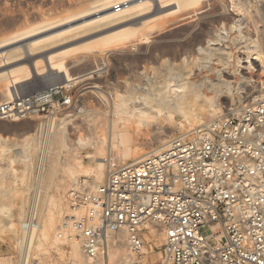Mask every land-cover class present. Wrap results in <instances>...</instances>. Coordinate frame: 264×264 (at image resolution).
<instances>
[{
	"label": "rangeland",
	"instance_id": "rangeland-1",
	"mask_svg": "<svg viewBox=\"0 0 264 264\" xmlns=\"http://www.w3.org/2000/svg\"><path fill=\"white\" fill-rule=\"evenodd\" d=\"M202 3L200 12L193 11ZM137 16H144L140 24L117 43L98 51L94 47L85 48L97 36L90 32ZM232 24L237 26L234 35L228 33ZM48 25L54 29L40 37L79 25L85 27L82 30L85 36L75 40L77 43L72 41L57 47L72 45L73 48L69 53L66 50L58 54L49 66L43 59L39 72H29L19 83L11 77L0 80V101L10 99L17 91L27 94L51 84L65 85L71 95L66 107L21 121H0V264H127L123 234L108 249L107 257L93 262L81 253V260L74 258L71 237L76 232L63 228L66 216L74 214L66 198L73 179L58 186L60 178L70 169L93 168L95 158L100 156L109 162L104 166V178L108 167L134 160L122 158L125 150L137 148L146 153L161 146L160 150L171 138L181 136L184 131L178 125L188 126L200 108H215L216 113L208 122L264 98V66L254 58L245 62V55L236 52L243 67L244 79L240 83L218 85L211 93L191 88L185 103L160 104L161 109L151 113L148 120L141 119L139 136L133 129H125L121 121H117L115 131L111 132L103 125L106 113L111 111L105 103H119V95L154 96L153 89L142 92L136 85L139 81H149L154 88L156 84L143 75L150 71H179L184 65L179 58L173 61V55L190 52L197 55V48L205 47L208 41L236 40L248 47V51L259 52L264 45V0H0V64L8 67L10 58L16 57L14 54L24 57L22 63L39 59L41 51L28 58L26 48L32 40L28 34ZM106 32V29L102 31ZM175 77L176 81L182 79ZM225 78L232 80L230 75ZM75 124L82 126L79 134L69 131ZM196 126L193 124L192 130L199 127ZM43 162L46 163L44 174L36 184L38 168ZM78 177L93 181L89 175L75 178ZM38 184L37 211L33 213L30 205L36 199ZM31 224L35 229L29 253L24 258L18 238L23 236L21 230H26L23 239L26 251ZM157 246L159 249L160 242Z\"/></svg>",
	"mask_w": 264,
	"mask_h": 264
},
{
	"label": "built area",
	"instance_id": "built-area-1",
	"mask_svg": "<svg viewBox=\"0 0 264 264\" xmlns=\"http://www.w3.org/2000/svg\"><path fill=\"white\" fill-rule=\"evenodd\" d=\"M70 100L60 84L15 92L0 101V121ZM66 198L74 214L63 228L80 235L87 260L107 257L123 234L127 264H264V98L109 168L98 183L74 179Z\"/></svg>",
	"mask_w": 264,
	"mask_h": 264
},
{
	"label": "bare ground",
	"instance_id": "bare-ground-1",
	"mask_svg": "<svg viewBox=\"0 0 264 264\" xmlns=\"http://www.w3.org/2000/svg\"><path fill=\"white\" fill-rule=\"evenodd\" d=\"M178 1L183 2V0H178ZM192 1L193 0H186V2H192ZM203 7L204 6L202 3L200 7H198L197 9L193 11L200 12V10ZM230 15L233 16L232 14ZM143 17L144 16H137L134 18H130L127 21H123L121 23L119 22L115 24H109L107 26L97 28L95 31H92L89 33V34L91 33L97 34V36H95V38L90 40L89 43H86L85 48L90 49L94 47V50L96 49L98 51V49L102 50L106 46L117 43L118 40H120L122 36L128 35L130 32H132V30H134L140 24L139 22H141ZM134 19L135 21H131ZM223 28L225 27L223 26ZM53 29L54 28L51 25H48V26L39 27L38 29L31 31V33H29L28 35L31 36L32 40L30 41L29 46L26 48L27 49L26 51H28V54H29L28 58L36 54V52L41 51V55L38 56L39 59L33 58L32 61L31 59H27V62L23 61L24 63H22L20 61L24 60V57L17 56V54H14L13 56H16V57L10 58V61H8L9 63H7L9 66L11 65L10 67L0 64V80L11 77L12 80L15 79L14 81L18 82L19 80L25 78L29 72L31 74L38 73L40 70L39 66L41 65L43 59L46 61V64H48L49 66L51 64H54V59L57 57L58 54H61L63 52L65 53L66 50L68 51L73 48L71 47L72 45L68 48H62L61 46V49H58L57 47H59L60 45H64L66 43L75 41L78 38H81L82 36H85L84 35L85 32H82V30H84L85 27L84 26L82 27L81 25L75 26V27H69L66 29H62L60 31L51 32L50 34H47L42 37L39 36V35H44L43 34L44 32H47ZM105 29L107 32L103 34L102 31H105ZM228 30L229 32L228 31L226 32L230 33V35H234L235 34L234 31L237 30V26L236 25L234 26L233 24L229 25ZM225 37L228 38L227 35H225ZM214 47H217V48L214 49ZM244 47L245 46H243L242 43L237 40L233 43L232 42L230 43L228 41H221V43H215L212 41H208L205 47L199 46L197 48L198 50L197 55L192 52L181 54V55L179 54L180 56L173 55L174 56L172 57L173 61L179 58V62L184 65L183 67L178 69L179 71L176 70L177 72L176 71L171 72L169 70L162 71L158 69L155 71H150L148 73H144L143 75L145 76V78L146 77L149 78L148 80H150V82L155 83L156 84L155 87L154 88L150 87L149 81H143V82L139 81L136 85L138 89L142 90V92L143 90L150 91L151 89H153L154 91H151V92H153L152 94H154L155 97L153 95L152 97L150 96L147 97L144 94H139L135 96L119 95L118 96L119 103L115 101L111 102L112 103L111 105H108V103H105L106 106H108L111 109V111L109 113H106L108 116L105 117V119L103 120L104 127H107L110 132L115 131L117 127L116 125L117 121H121L125 129L127 130L133 129L135 134L139 136L142 134V132H140V129H139L140 124H141L140 123L141 119L147 117L145 119L148 120V117H150L151 113L153 114V112L155 113L158 112L159 111L158 108H160L163 103L166 105H172V106H179L185 103L187 101V98H189L191 95V92H192L191 88L198 89L205 93H211L215 90V88L218 85L228 86L229 84L240 83L244 79V77L241 75V70L243 69V67L240 64L241 58H238L237 55H235L236 52H240L245 55V58H246L245 62H247L251 58H254L258 62L260 61L262 66H264V45H263V48H261L259 52H252L251 49H250L251 51H248L247 49L248 47L246 48ZM55 48L57 49L56 51L54 50ZM51 50H54V51H51ZM94 50L91 49L90 51L93 52ZM198 54H199V57H198ZM28 62H30V65L27 64ZM196 62L197 63L199 62V64L196 65L195 64ZM168 71L171 73H169ZM227 75L232 76V80L230 81L226 80L225 76ZM175 76L181 77L182 79L180 81H176ZM159 77H163V79L158 80ZM146 93L148 92L145 91V94ZM151 98H153V100ZM215 111H216L215 108L214 109L204 108V107L200 108L198 113L192 117V119L190 120L192 122L188 123L189 124L188 126L187 124L180 125V126L178 125V127H180V131L181 130L184 131L181 136L187 135V133L189 134L191 130L193 129L191 128L193 124H196L197 125L196 127H198V126H201L207 123L206 120L209 117H212L213 115H215L216 113ZM67 116H73V114L67 115ZM104 116H105V113H104ZM134 123L138 125H134ZM81 130H82V126L76 125V124L71 126L69 129V131H72L75 134H79ZM161 145L163 146L164 144H161ZM159 148H161V146L153 150H149L146 153L142 152L141 149H137V148L127 149L123 153L122 158L124 159L132 158L134 160L130 162H134V161L139 160L140 158H142L143 156L147 154L158 152ZM107 160L108 158L100 156V157L95 158L96 165L93 168L81 169V170L80 169L79 170H75V169L68 170V173L64 177L60 178V182H59L60 184H58V186L65 185L64 183L65 180L67 179L74 180L76 179L75 177H77V175H80V174L89 175L93 179V181L91 180V182L98 183L103 178L105 164L107 163L109 165V162ZM45 164L43 162L42 165H39L38 175H36L37 177L36 184L42 180L40 178H42L41 177L42 173L44 174L43 168ZM107 170H109V167L107 168ZM76 173H79V174H76ZM39 192L40 191H39V184H38V190L35 191L34 193V196H36V199L30 205L31 207L30 209L31 211H33V213L37 211L36 204H37V196L39 195L38 194ZM71 211L73 212L72 207H71ZM32 225L33 224H31V227L28 229L29 237L26 243L27 244L26 251L23 249V239H24V234L26 233V230L22 229L21 234H23V236L22 238H18V244L20 247V251L22 255L24 256V258L27 257L29 253V248L32 242L33 231L35 229V227ZM122 241L125 242L124 235H123ZM79 244H81V237L76 232L71 237V251H72V255L74 256V258L81 260L82 259L81 257L82 249L81 250L79 249Z\"/></svg>",
	"mask_w": 264,
	"mask_h": 264
}]
</instances>
